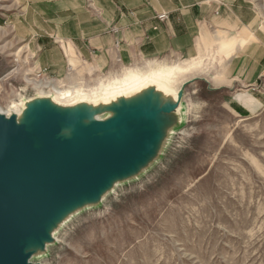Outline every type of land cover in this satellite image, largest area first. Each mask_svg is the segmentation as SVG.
I'll list each match as a JSON object with an SVG mask.
<instances>
[{
	"label": "rangeland",
	"instance_id": "obj_1",
	"mask_svg": "<svg viewBox=\"0 0 264 264\" xmlns=\"http://www.w3.org/2000/svg\"><path fill=\"white\" fill-rule=\"evenodd\" d=\"M250 1L264 23V0ZM14 9L15 0H0L1 113L32 129L33 118L39 125L51 111L67 138L97 117L108 135L93 165L96 192L86 178L70 179L71 205L26 242V264H264V108L236 113L231 90L216 88L228 56L137 58L102 70L78 57L53 76L34 68L16 36ZM192 62L164 73H175L163 83L169 91L151 87L131 103L100 102L108 82L130 70L148 75ZM72 92L97 94L99 108L56 102ZM149 109L158 111L109 123ZM7 179L27 197L13 171Z\"/></svg>",
	"mask_w": 264,
	"mask_h": 264
},
{
	"label": "crops",
	"instance_id": "obj_2",
	"mask_svg": "<svg viewBox=\"0 0 264 264\" xmlns=\"http://www.w3.org/2000/svg\"><path fill=\"white\" fill-rule=\"evenodd\" d=\"M14 10L16 36L34 68L47 74L62 75L78 57L102 70L137 58L190 60L217 50L228 58L216 88L231 90L232 110L264 108V23L250 0H15ZM186 64L167 68L194 65Z\"/></svg>",
	"mask_w": 264,
	"mask_h": 264
},
{
	"label": "water",
	"instance_id": "obj_3",
	"mask_svg": "<svg viewBox=\"0 0 264 264\" xmlns=\"http://www.w3.org/2000/svg\"><path fill=\"white\" fill-rule=\"evenodd\" d=\"M40 108L45 110L43 106H40ZM157 111L149 109L147 111L129 112L112 119L109 123H118L136 116L148 117ZM162 111L166 112L168 110L162 109ZM50 115H53L52 131L48 130L50 127L45 123ZM68 117L64 116V119ZM59 119L60 117L57 114L49 112L41 119L39 125L36 124L35 118H33L28 123L33 125L31 129L27 127V124L26 126L19 124L14 115L6 117L0 113V147L10 148L13 157L19 161L20 166L29 172L24 173L19 170L18 165L10 159L7 160L0 149V264H26L24 245L18 246L16 237H24L32 233V230L19 228L14 221V215L15 211L34 207L38 193L47 186L42 179L34 177V175L43 173L46 180L54 181L58 178L55 173L57 167H66L70 176L64 182L68 187L67 191L64 192V197L70 205L72 203L69 200L71 196L69 181L71 178L75 181L79 176L86 178L89 186L93 188V192H96L94 189L96 177L93 173V165L107 150L105 144L108 135L99 133L97 128L102 121L95 120L92 125H83L72 137L67 138L61 137L62 131L58 122ZM33 132H38L36 137H33ZM32 145L37 149H33ZM9 171H13L20 180L24 181V187L21 186V188L26 189L25 194L27 197L23 198L22 193L24 192L18 191L14 183L7 179ZM28 178L35 179L39 183L34 190L36 193L28 191ZM60 186L61 184H57L54 190H59ZM11 195L18 196L19 200H15ZM42 233L44 231L39 230L34 236L40 237Z\"/></svg>",
	"mask_w": 264,
	"mask_h": 264
},
{
	"label": "bare ground",
	"instance_id": "obj_4",
	"mask_svg": "<svg viewBox=\"0 0 264 264\" xmlns=\"http://www.w3.org/2000/svg\"><path fill=\"white\" fill-rule=\"evenodd\" d=\"M163 67H166V66H161V69L155 68V70H152V72L148 75L140 74V72H131L130 71V72L125 73L122 77L120 76V78L119 77L116 78L114 80L115 82L113 84L108 83L107 86L104 88V92H103L104 96H103L102 100L100 101L102 106L108 105L112 101H114L116 103H119L120 101L121 102L124 101L125 103H129L134 97H136L137 95H141L144 91H146L148 88H151V87H155L157 89L163 88L165 91H169L168 86L164 85L163 83L165 82V83L169 84L170 82H172L173 81L172 78L174 77L175 73H171L170 76H167V77L165 76L166 74H164V73H166V71L169 72V70H170V72L171 71L176 72V70L173 68H167V67L163 68ZM60 93L61 92L59 91L58 94H60ZM96 96H97V94H93V95L89 96V95L83 94V93H77L76 94V93L72 92V93L66 95V98L64 100H62L63 98L60 99L61 97L60 98L56 97L55 99H56L57 103L66 102L68 104H69V102L71 103V101L73 99H78L79 104H81V103H83V104L84 103H88V104L92 103L91 104L92 109L95 110L97 108L98 104L100 103V102L98 103ZM85 98H87V99L85 100ZM88 99H90V100H88ZM74 102H77V101L74 100ZM68 104H67V106H68ZM77 106H79V105H77ZM69 107H70V104H69ZM72 107H73V105H72ZM98 108H99V106H98ZM125 108H127V107H125ZM52 110H54V109H52ZM121 111H122V109H121ZM0 113H1V111H0ZM94 118L96 120H99V119H97V117H94ZM52 120H53V115H50L45 120L46 125H48L50 127V129H48L49 131H52V128H51L53 126ZM32 147H33V149H37V147H35L33 145H32ZM0 149H1L2 155L7 160L10 159V161H12L14 164L18 165L19 170L23 171L24 173L25 172L29 173L24 169V167L20 166L19 161L13 157L12 150L10 148L0 147ZM55 173L57 174L58 178H57V180H54V181L46 180L43 177V173H37L36 175H34V177L42 179V181L45 182L47 184V186L44 187L38 193L39 195H37V198H36L37 202H36V205L34 207L25 208L22 210L15 211L14 221L19 226V228H21V229L28 228V229L32 230L31 231L32 233H30L24 237H22V236L16 237V242H17L18 246H21V245L26 246V242L32 236H34L35 233L38 232L39 230H43L45 232L46 225H47V223H49V220L53 217L54 214H57L60 211L59 209L62 207V204L67 203V201H65L64 192L67 191L68 187H67V184L64 182L66 181L68 176H70V173L67 170V168L64 166L57 167ZM28 175H31V174H28ZM31 177H33V176L31 175ZM38 184L39 183L37 182V180H35V179L33 180L32 178H28V180H27L28 191L30 193H36V191H34V190H35V187L38 186ZM57 184H61V186H60L59 190L55 191L54 188L56 187ZM11 197L14 198L15 200H19L18 196L15 197V196L11 195ZM64 213H67V212H64ZM64 213L62 212V214H64Z\"/></svg>",
	"mask_w": 264,
	"mask_h": 264
},
{
	"label": "built area",
	"instance_id": "obj_5",
	"mask_svg": "<svg viewBox=\"0 0 264 264\" xmlns=\"http://www.w3.org/2000/svg\"><path fill=\"white\" fill-rule=\"evenodd\" d=\"M165 16H166L165 14H160V15H158V18H159V19H164Z\"/></svg>",
	"mask_w": 264,
	"mask_h": 264
}]
</instances>
